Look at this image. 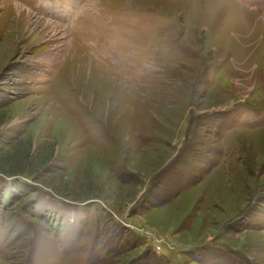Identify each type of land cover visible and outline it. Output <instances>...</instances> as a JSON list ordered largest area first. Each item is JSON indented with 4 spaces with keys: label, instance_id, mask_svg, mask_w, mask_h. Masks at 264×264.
<instances>
[{
    "label": "rangeland",
    "instance_id": "374dc122",
    "mask_svg": "<svg viewBox=\"0 0 264 264\" xmlns=\"http://www.w3.org/2000/svg\"><path fill=\"white\" fill-rule=\"evenodd\" d=\"M0 264H264V0H0Z\"/></svg>",
    "mask_w": 264,
    "mask_h": 264
},
{
    "label": "bare ground",
    "instance_id": "6f19581e",
    "mask_svg": "<svg viewBox=\"0 0 264 264\" xmlns=\"http://www.w3.org/2000/svg\"><path fill=\"white\" fill-rule=\"evenodd\" d=\"M15 6H19L18 8L21 7L20 5H17V4H16ZM48 8H49V7H48ZM20 9H21V8H20ZM26 12H27V13H31L30 10H29V12H28V11H26ZM62 13H65V14H66V13H67V10L63 9V10H62ZM49 24H50V23H49Z\"/></svg>",
    "mask_w": 264,
    "mask_h": 264
}]
</instances>
